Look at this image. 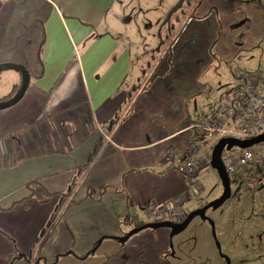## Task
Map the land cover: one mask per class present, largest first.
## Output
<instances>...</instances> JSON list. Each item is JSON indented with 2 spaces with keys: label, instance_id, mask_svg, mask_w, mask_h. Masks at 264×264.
<instances>
[{
  "label": "crops",
  "instance_id": "obj_1",
  "mask_svg": "<svg viewBox=\"0 0 264 264\" xmlns=\"http://www.w3.org/2000/svg\"><path fill=\"white\" fill-rule=\"evenodd\" d=\"M233 1L194 0L183 7L185 14L174 16L177 38L149 49L146 79L130 84L129 43L113 31L116 0H3L0 64H22L28 83L16 102L0 108V264H34L39 256L40 264H172L167 257L179 263L191 241L201 252L190 258L213 260L204 233L169 236V228L159 226L138 228L122 242L111 235L129 230L126 216L141 202L183 193L185 182L173 165L183 128L223 95L202 74L216 56L231 55L218 15H230ZM249 4L241 0L239 7ZM9 71L11 90L21 73ZM99 141L90 168L56 209L58 192ZM167 148L175 150L173 160L161 164ZM31 180L51 193L44 200L29 195ZM100 236L107 237L89 251Z\"/></svg>",
  "mask_w": 264,
  "mask_h": 264
},
{
  "label": "rangeland",
  "instance_id": "obj_2",
  "mask_svg": "<svg viewBox=\"0 0 264 264\" xmlns=\"http://www.w3.org/2000/svg\"><path fill=\"white\" fill-rule=\"evenodd\" d=\"M116 1L118 6L117 8L115 6L114 12L119 16L115 19L118 29L114 28L113 31L117 32L122 41L129 43L133 62L128 78V82L131 84L133 79L135 81L146 79L143 72L150 56L148 50L157 41L152 36V32L157 30L155 21L157 18L162 19L169 7L177 0ZM249 1V7L244 8L239 7L241 0H234L230 15H218L219 21L227 29L225 34V29L221 30L220 39L225 40L226 49L231 55L229 58L216 56L214 63L202 74L205 84L211 86L215 92L222 91L223 94L234 86L235 80L232 76L234 70L259 71L264 76V0H261L263 8L259 6V9L256 7L255 0ZM190 4H194V0H190L186 5L183 3V6L185 8ZM226 18L228 20H225ZM177 25L178 22L172 25L168 33L170 36L175 33V38L180 32ZM215 46L213 45V47ZM9 70V67L0 70V94L9 92L0 99V102L10 99L18 91L17 87L9 89L10 82L4 75L6 72H11ZM139 77L141 79H138ZM211 95L212 93L208 98ZM218 99L211 104L212 107L216 105ZM253 147L257 149L258 146L253 145ZM199 176L202 180L206 178V170H200ZM220 192V179L215 169L210 168L203 199L206 201L213 199ZM235 192H237L236 197H234ZM196 204L195 202L189 203L188 210L194 209ZM205 215L213 221L215 239L211 235L207 220L199 216L192 217L181 231L189 237L199 233L206 234L208 239L211 237L214 246L213 260L204 263L197 258L195 262L189 255L198 257L201 250L200 248L195 249L194 241H189L190 245L186 249V254H182L183 259L179 263H176L173 258L167 257L172 264H226L225 257L228 259V264H264V193L260 188H247L241 180L231 183L229 197L215 208H206ZM129 227L130 230L134 226L130 225ZM145 229L149 232L159 230L156 227ZM214 240L219 243V250H217ZM167 247L168 249L171 247L173 250L172 240L169 236ZM100 250H103V245L97 248L95 254L98 255Z\"/></svg>",
  "mask_w": 264,
  "mask_h": 264
},
{
  "label": "built area",
  "instance_id": "obj_3",
  "mask_svg": "<svg viewBox=\"0 0 264 264\" xmlns=\"http://www.w3.org/2000/svg\"><path fill=\"white\" fill-rule=\"evenodd\" d=\"M235 84L223 93L215 107L199 114L183 129V148L173 168L185 182L183 193H178L159 203L143 201L133 208L126 219L133 225L149 221L179 222L187 214V205L202 202L210 171V154L221 137L246 138L264 132V76L261 72L234 70ZM104 138L108 135L99 129ZM253 145L258 146L257 149ZM175 150L167 148L160 156L161 164L173 160ZM220 160L231 183L239 180L247 188H260L264 193V140L249 146H231L223 149ZM207 168L206 178L197 176ZM237 196L235 192L234 197Z\"/></svg>",
  "mask_w": 264,
  "mask_h": 264
},
{
  "label": "water",
  "instance_id": "obj_4",
  "mask_svg": "<svg viewBox=\"0 0 264 264\" xmlns=\"http://www.w3.org/2000/svg\"><path fill=\"white\" fill-rule=\"evenodd\" d=\"M182 1L183 0H177L176 2H174V4H172L169 7V9L167 10V12L164 16V20H166L170 17L173 10H175L178 6H180ZM1 64H3L5 67H9L13 70H18L21 73V80H20L18 91L16 92V94H14L10 99H8L4 102H0V108H4L8 105L13 104L14 102H16L20 98V96L24 92V90L27 86V83H28V73H27L26 68L22 64L14 63V62H7V63H1ZM263 140H264V132L256 134V135L251 136V137H246V138H237V137H229V136L219 138L212 147L211 154H210V161H209L210 166L215 169V171L217 172V175L220 179L221 192L218 196L214 197L213 199L206 201L202 206H200L198 208H194V209L189 210L187 212V214L185 215V217L179 222H169L167 220L146 222V223L141 224V226H139V227H133L132 229H130L128 232H126L125 234H123L121 236H113V235H111V236L122 242L131 233L135 232L136 229H138V228H141V227H151L152 228V227H159V226L168 227L169 228V236H171V234L177 233L180 230H182L192 217L199 216V217L207 220V222L210 226L211 235L215 239L213 221L205 215L204 209L207 207L215 208V207L219 206L230 195L229 180H228L226 172L223 168V165L221 163L220 153L223 149H229L231 146L244 147V146H249V145H252V144L257 143L259 141H263ZM101 238H102V236L97 238L96 242L91 246L89 251H93L95 249V247L97 246V244L101 240ZM214 243H215L217 250H219L220 249L219 243L216 240H214ZM170 253H172V252H170ZM225 262H226V264H228V259L226 257H225Z\"/></svg>",
  "mask_w": 264,
  "mask_h": 264
},
{
  "label": "trees",
  "instance_id": "obj_5",
  "mask_svg": "<svg viewBox=\"0 0 264 264\" xmlns=\"http://www.w3.org/2000/svg\"><path fill=\"white\" fill-rule=\"evenodd\" d=\"M190 0H183L182 3L180 4V6H178L175 10H173V12L171 13L170 17L166 20H164V17L162 19L157 18L155 21V24L157 25V30H155V32H153V36L154 38L157 39V43H156V47H151V51H156L158 50V45H160V43L162 42V40H167L173 38L175 36V33L173 35L170 36V34H168L170 32V27L172 25H174L177 21L174 20V16H176L178 13L181 14V16H183L184 10H183V3H189ZM3 2V0H0V5ZM193 14V12L191 13ZM191 14L189 17L193 16ZM166 37V38H164ZM171 37V38H169ZM169 51V48L166 47V51ZM6 68L3 64H0V70ZM19 87V84L17 86V89ZM122 88L125 87L124 82L123 84L120 86ZM119 90V89H118ZM3 96H6V94H4ZM3 96H0V99H2ZM100 145V141L97 142L94 147L91 150V153H89V156L86 159V162L78 167L75 172L73 173L69 184L67 185V187L65 188V190L58 192V194L61 195V199L59 201V205L57 206L56 209H58L61 205V203L63 202V200L69 195L73 193V190L75 188V186L77 185V183L84 177V175L86 174V172L88 171V169L90 168V165L93 161V155L96 153V151L98 150ZM28 188H29V195L31 196H35L37 197L39 200H44L45 197L50 194L51 192L45 190L38 182V180H31L28 184H27ZM90 192V188H87L85 191V195H87ZM71 199V198H70ZM72 200V199H71ZM141 226V224H136L135 227H139ZM102 237H107V236H102ZM112 237V236H111ZM9 261L14 259V256L9 257ZM42 259L43 257H36V260L34 262V264H40L42 263ZM9 264H11V262H9Z\"/></svg>",
  "mask_w": 264,
  "mask_h": 264
},
{
  "label": "flooded vegetation",
  "instance_id": "obj_6",
  "mask_svg": "<svg viewBox=\"0 0 264 264\" xmlns=\"http://www.w3.org/2000/svg\"><path fill=\"white\" fill-rule=\"evenodd\" d=\"M174 19H175V17H174ZM173 38L176 39L175 36H174ZM173 38H171V40H173ZM169 40H170V39H169ZM171 40H170V41H171ZM167 48H169V50H170V45H169V44L167 45ZM167 51H168V49H167ZM205 202H206V200L204 199L202 202L197 203L195 208H198V207L202 206ZM207 208H208V207H207ZM205 210H206V208L204 209V213H205ZM188 211H189V210H188ZM188 211H187V212H188ZM149 222H152V221H149ZM145 223H146V222H145ZM134 226H135V225H134ZM170 250H171V249H170Z\"/></svg>",
  "mask_w": 264,
  "mask_h": 264
}]
</instances>
